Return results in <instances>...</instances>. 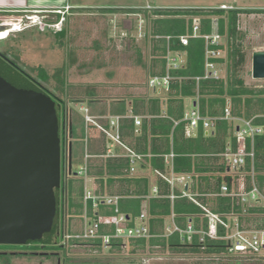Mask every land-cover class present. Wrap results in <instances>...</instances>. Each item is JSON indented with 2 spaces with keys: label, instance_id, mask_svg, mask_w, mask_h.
Returning <instances> with one entry per match:
<instances>
[{
  "label": "trees",
  "instance_id": "1",
  "mask_svg": "<svg viewBox=\"0 0 264 264\" xmlns=\"http://www.w3.org/2000/svg\"><path fill=\"white\" fill-rule=\"evenodd\" d=\"M111 10V9H108ZM128 10L123 12L128 13H144L141 8H113V11ZM150 10V9H149ZM153 11L145 15L152 16L149 23L148 35L153 43V53L159 57L156 59L160 63L159 74L165 73V58L166 49L184 54V61L176 68L169 69V74L173 77L170 81L169 89L164 95L165 102V117L158 116L161 114V96H155L148 99V113H152L153 118L146 120L140 127L141 135L139 138L144 144H148V134L151 138L158 137L168 141L169 134L173 127V120H178V123L173 127V149L177 155L173 160V170L175 172H196L208 170V168H198V157L194 155L217 154L223 152L228 143L232 150L239 149L243 145L245 150H249L253 145V181L264 192V133L254 137L253 143L249 138L238 140L231 133V123L226 119H216L213 123V128L206 133L202 124L199 123L196 135L191 138L183 136L185 122L181 120L184 111V98H197V106L199 112L203 116L220 117L224 113V108L229 107L231 115L244 119H252L255 125H264V85L260 88L249 86L245 83L241 71L245 65L246 54L243 49V35L238 28V18L241 13L264 12V9H248V8H220V7H177V8H153ZM198 18V34H208L212 30V19L215 18L217 23V31L221 38H224L225 43L212 45L211 47L225 51V55L210 58L214 62H218L224 68V76L218 79L207 78L195 81L194 77L201 76L205 70V41L203 37H189L187 43L183 45L179 41L181 35H191L194 24V18ZM11 22H21L22 15H18ZM10 20L0 22L6 23ZM64 29L56 31L55 34L64 33ZM169 37L166 39V37ZM137 59L141 58L140 49H136ZM6 57L5 54H2ZM17 70L25 74L28 78L34 81L42 89H44L58 104L60 109V189L57 195V208L54 216V227L51 233L48 244L37 246L30 245L29 252H14L16 255L33 254L36 251L50 249V252L43 253L45 256H57L58 250L66 248L61 244V237L64 231H68L62 224L64 214H85L90 219H97L100 223V233L111 232L109 221L116 215L115 206L118 212L124 213L127 217V223H136L139 220L141 212L145 209L146 220L150 236L139 238L111 239L109 250L119 251L128 241L132 247L131 252L145 249H161L172 253L196 254L203 256L194 264H264L260 258L253 257H237L232 256L227 250V240L219 238L204 237L200 240L199 234L192 235V239L187 241L184 235L177 231L167 233L165 231V218L172 216L174 222L183 228L185 224L191 220L195 229H206V218L201 217V207L188 196L181 195L180 191L174 190L177 197L173 200L166 195L169 194V184L165 179L158 178L156 185L159 188L160 196L149 197L145 199L142 195L147 194L146 178L124 177L126 170L129 168L128 158L107 157L102 165L94 171L90 168L87 173L95 174V181L100 183L101 189L104 185L111 186L114 182H126L143 184V190L129 192L116 191L109 194H117L118 199L116 205L107 204L102 200L98 201L97 207L92 206L91 200L84 202V180L78 177L79 174L73 169L77 147H80L78 138L84 136V120L74 114V110L66 102L53 97L47 88L41 82L25 73L17 64L14 65ZM40 78L45 81L48 76L42 70L39 73ZM78 100H69L71 103H76ZM73 112V113H72ZM114 113L123 114L125 112L124 102L118 103ZM181 120V121H180ZM108 128V125H105ZM129 133L134 132L132 124L125 126ZM80 128V135L77 129ZM122 125L120 126V130ZM149 129V130H148ZM149 131V133H148ZM124 133V132H123ZM122 134V130H121ZM138 134V133H137ZM136 134V135H137ZM68 141H71V164L72 170L68 171ZM169 147L162 150L154 148L142 149L141 152L152 153L150 158L151 164L162 170L164 168L161 153L167 152ZM187 153L188 155H184ZM225 164H220L216 170L224 171ZM243 170H251L250 158H246ZM106 176V177H105ZM247 188L251 186V176H246ZM204 182V186L201 185ZM225 182L228 187L232 183L230 175L213 176L206 175L195 178L191 186V190L198 189V192H213L215 197L206 198L196 195L197 201L201 204L209 206L210 210L215 213L224 214L223 219L230 222V217L226 214L233 212L236 219L242 223L253 222L258 224L264 221L262 214L264 207L258 205H244L237 201L236 198H231L220 194V185ZM201 187H204L202 189ZM93 194L103 195V190H94ZM146 202V204H144ZM199 202V201H198ZM264 225V222H263ZM226 233L224 227H218V234L222 236ZM53 238H55L53 240ZM30 243V242H28ZM70 245L85 244L98 249H101L100 239L87 240L79 243V240L70 239ZM42 249V250H43ZM56 251V252H54ZM6 255V252H0V257Z\"/></svg>",
  "mask_w": 264,
  "mask_h": 264
},
{
  "label": "rangeland",
  "instance_id": "2",
  "mask_svg": "<svg viewBox=\"0 0 264 264\" xmlns=\"http://www.w3.org/2000/svg\"><path fill=\"white\" fill-rule=\"evenodd\" d=\"M83 1L89 5L104 7L141 8L144 13L152 12L153 8H206L221 5L264 9V0ZM108 9L85 10L84 12L88 14H81L79 10L67 12L62 17V21L65 20L62 22L65 32L60 34H55L56 32L48 27L40 29L36 25L10 31L4 39L0 40V55L5 54L8 63L12 66L17 64L25 73L41 82L53 97L66 102L74 111H78L79 104L74 105L69 100H77L78 96L87 94L89 91L95 92V95L104 99L118 98L124 94L126 89L119 88L118 84L122 83V76L126 70L130 73L126 80L130 81V85L134 87L131 90L132 94L139 95L143 89L144 74L136 64V49H140V59L143 62L151 58L148 31L152 16L142 12L122 14L123 11L128 10H120L113 15V9ZM75 11H79L80 14L75 15ZM238 28L243 35L242 43L246 54L241 75L246 84L260 88L264 85V79L252 78L251 55L255 49L264 48V12L239 14ZM220 42L225 43L223 37ZM223 55H225L224 50L221 52V56ZM40 70L47 74V80L43 81L40 78ZM221 74H224L223 66H221ZM144 90L147 93L150 92L146 86ZM76 164L74 161L75 171L79 169ZM83 219L82 214L63 215L62 224L68 231H64L62 237L59 233L58 239L61 238V244L66 248L58 250L57 256H45L43 253H49L50 249L43 248L33 254H14V252L31 251L30 245L48 244V239L51 241L50 237L47 233H43L38 240L27 244H0V252H6V255L0 257V264H194L203 257L196 254L172 253L158 248L131 252L132 247L128 241L119 251H111L108 247H101L98 251L97 248L85 244L70 245L69 241L64 242L65 233H76L82 230ZM230 255L241 258L253 255L264 262V250L259 254L233 252Z\"/></svg>",
  "mask_w": 264,
  "mask_h": 264
},
{
  "label": "crops",
  "instance_id": "3",
  "mask_svg": "<svg viewBox=\"0 0 264 264\" xmlns=\"http://www.w3.org/2000/svg\"><path fill=\"white\" fill-rule=\"evenodd\" d=\"M66 6H68V8H66ZM99 8L105 10L108 8L113 9L115 7L96 6L95 4L89 5L86 4L83 0H0V18L2 19V21H6L15 18L18 15L19 16L22 15L24 17L25 14L29 11L39 10L38 13L41 17H43L46 21L53 22V21H57L58 19H61L63 16L67 14V12L71 10H79L81 14L84 13L88 14V12H84V11L95 10ZM79 11H75V15L80 14ZM117 13L118 12L114 11L113 15H116ZM126 13L128 12H123L122 14H126ZM128 14H139V13H128ZM10 22L11 20L6 23L10 24ZM6 23L0 22V25ZM61 28H63L62 23H61ZM168 38L169 37L167 36L166 39ZM152 45L153 43L149 39V47H150L149 49L151 51L153 50ZM175 54L179 57L178 64L181 65L183 63L185 58L183 53H177L175 51H171L170 49H166V53L164 55L165 73H169V69H171V67H168V62H169L168 57L169 56L175 57ZM151 55H152L151 56L152 59L150 58L149 60L144 62L141 59L139 60L136 59V64L139 65V68L143 70V74H144L143 89H142V93H140L139 95L132 94L131 90H133L134 87L133 85H130L129 83L130 81L126 80L130 76V73H128V71L126 70L124 71V75L122 76L123 78V80L121 81L122 83L118 84L119 88L126 89V92L122 94L120 97L112 98V99H104L95 95V92L89 91L87 94L78 96L77 97L78 101L74 103V105L79 104L78 111H74V114L77 117H81L84 120V136L82 138L77 139L80 142L79 143L80 147L76 148L77 154L75 156V162L77 163L76 165L86 166V174L81 175L84 180V191L89 190L93 193L95 189L98 191L103 190V195H95V194L94 195L99 197H104V196H118L117 194H109L108 191L116 193V191L135 192L138 190L139 191L143 190V184L141 183L135 184V183H126L119 181L114 182V184H112L111 186L104 185L103 189H101L100 183H97L95 181L94 178L95 174L90 175L87 173L89 168L93 171L96 168L98 169V167L102 165L104 159H106L107 157H118V158H128L129 160V168L126 170V174H125L126 176L124 177H137V178L148 179L147 194L142 195L145 199H148L149 197L160 196L159 194L160 190L156 185V181L159 177L165 179L168 182L170 192L166 196L171 200H173L174 197H177L176 193L174 194V190L180 191L181 195H183L184 193L186 195H189L188 197L195 202L197 201L196 195L206 198L215 197L216 193L198 192L199 191L198 189L191 190V186L194 182V177L197 178L206 175H213V176L230 175L232 177L233 174H231L232 172L229 170L228 165L223 156L224 150L229 145L228 143L226 144L223 152L217 154L190 155L191 157L192 156L198 157L199 161L196 165L198 168H208V170L199 171V172H196L195 170H192L190 172H175L173 170V160L179 154H176L175 150L173 149L172 131H173V127L178 123V120H173L174 123L171 132L169 134L168 141H165L164 139L155 136L154 138H151V135L148 134V144L145 145L146 143L144 144L143 140L139 138V135L142 134L140 127L142 126L143 122L145 123L146 120L155 117L152 115V113H148L147 111L149 106V102H148L149 98L155 97L157 95L161 96L162 111L161 114H159L158 116L161 117L166 116L165 108H164V102H165L164 95L169 89L170 81L173 79V77L169 74L171 76V80L169 81L168 87L152 88L148 85V79L150 77L155 75L160 76L165 74V73L164 74L158 73V71L160 70V63L156 59L159 56L157 54H154L153 51L151 52ZM218 69L220 71V78H221L224 76V74H221L220 63L218 64ZM145 86L148 89H150V92L148 93L145 92L144 90ZM113 89L115 90L117 88H113ZM197 98H198L197 94L194 98L193 97L184 98L183 112L192 108L194 105H197ZM121 101L124 102L125 112L123 114L114 113L113 111H116L118 103H120ZM135 117H137L140 120V123L138 125L135 124V120H134ZM111 121H115L116 124H111ZM128 123L133 125L134 127L133 133L127 132L128 129L125 126ZM230 123L232 128L231 133L234 135L235 123H233V121H231ZM105 125H108V128H106ZM121 125H122V129H121L122 134L120 130ZM212 128L213 125L212 127L205 129L206 133L210 131ZM77 131L78 134L80 135V128H78ZM116 133L119 136L118 141H115L112 137ZM195 135H196V131L194 134L190 136H186L183 130V136L185 138H191L194 137ZM146 146L148 148H154L157 150H162L167 146L169 147V150L167 152L161 153L160 155L164 163V168L162 170L154 167L151 164L150 158L153 156L152 153L141 152L142 149L146 148ZM184 155H188V154L184 153ZM252 161L253 160L250 159L251 169L253 168ZM220 164L226 165L224 171L216 170V168H218ZM237 182H238L237 176L234 175L232 177V183H231L233 187L237 186ZM201 185L204 186V182H201ZM201 188L204 189V187ZM153 189H156V192H154ZM198 201L199 203L201 202L200 200ZM144 204H146V202H144ZM204 206L210 210L209 206L205 204ZM143 211H145V209ZM164 223H165V231L168 226L172 227L173 225H177L176 222H174L172 216L165 218ZM82 228H83V223H82Z\"/></svg>",
  "mask_w": 264,
  "mask_h": 264
},
{
  "label": "water",
  "instance_id": "4",
  "mask_svg": "<svg viewBox=\"0 0 264 264\" xmlns=\"http://www.w3.org/2000/svg\"><path fill=\"white\" fill-rule=\"evenodd\" d=\"M10 27L1 24L0 30ZM0 57V244H27L43 233L51 236L54 227L60 109L44 89ZM251 75L264 79V48L252 52Z\"/></svg>",
  "mask_w": 264,
  "mask_h": 264
},
{
  "label": "built area",
  "instance_id": "5",
  "mask_svg": "<svg viewBox=\"0 0 264 264\" xmlns=\"http://www.w3.org/2000/svg\"><path fill=\"white\" fill-rule=\"evenodd\" d=\"M68 8V6H66ZM220 8H231V6L221 5ZM39 10H32L25 14L24 20L21 22H10L11 27L8 29L0 30V33L6 34L0 40L4 39L10 31L20 30L29 26L36 25L38 28L43 29L48 27L53 29L55 32L61 29L62 18L57 21L49 22L46 21L43 17L39 15ZM212 30L208 34L199 35L198 34V18H194V24L192 28L191 35H181L179 36V41L185 45L189 37H203L205 41V70L204 74L201 76L194 77L195 81L200 79L207 78H220V71L218 69V62L210 60L213 57L221 56V50L211 47L212 45H218L220 43L221 36L217 31V23L215 18L212 19ZM10 30V31H9ZM178 56L175 54V57H168V67H177L179 64ZM180 60V59H179ZM171 76L169 73L164 75H155L148 79V85L152 88H162L168 87ZM82 108V107H81ZM89 119V118H87ZM216 119H226L228 121H233L234 124V135L238 140H243L249 138L251 144L255 136L264 133V125H255L252 123V119H244L241 117L232 116L229 107L224 108V113L220 117H208L200 114L198 106L194 105L192 108L184 112L182 120L185 122L184 125V134L190 136L195 133L199 123L202 124L204 129L212 127ZM135 124L138 125L140 120L135 117ZM111 124H116L115 121H111ZM115 141H118L119 136L116 133L112 136ZM224 159L228 165L229 170L232 172V177L237 176V186L233 187L231 184L230 187L224 182L220 185V194L229 196L231 198H236L238 202L243 203L244 205H258L264 207V192L260 191L257 185L253 181V170L245 171L243 170L246 158L253 160L254 151L253 145L249 150H245L243 145L239 146V149L232 150L228 145L223 152ZM77 174L85 175L86 166L81 165L77 170ZM251 176V186L247 188L246 176ZM182 178V177H181ZM156 192V189H153ZM185 196V193L183 194ZM172 197V196H171ZM91 200L93 207H97L98 201L102 200L107 204L116 205L118 196H104L99 197L95 196L91 191L85 190L83 195L84 202ZM196 203L202 209V217L206 218V229H195L191 220H189L183 228H180L178 225H173L172 227H167L166 231L171 233L172 231H177L181 235L185 236L187 241L192 239V235L199 234L200 240H203L204 237L209 238H219L222 237L227 240V250L228 253H242V254H259L264 250V225L263 222H259L257 225L252 224L248 225L244 222L240 223L233 212L226 214L230 217V222H227L223 219L224 214H219L212 212L204 205L196 201ZM116 215L113 219L109 221L111 225V232L100 233V223L97 219H89L84 214L83 219V228L80 232L76 233H65L64 242H68L70 239H76L79 241H87L100 239V245L102 247H109L111 239H128V238H139V237H148L150 236L148 225L145 222L146 214L145 211H142L139 220L136 223H127V217L124 213L118 212L115 206ZM264 219V213L262 214ZM224 227L226 233L222 236L218 234V227Z\"/></svg>",
  "mask_w": 264,
  "mask_h": 264
},
{
  "label": "bare ground",
  "instance_id": "6",
  "mask_svg": "<svg viewBox=\"0 0 264 264\" xmlns=\"http://www.w3.org/2000/svg\"><path fill=\"white\" fill-rule=\"evenodd\" d=\"M10 31V30H9ZM14 31V30H13ZM3 35H6V34H2V33H0V36L2 37Z\"/></svg>",
  "mask_w": 264,
  "mask_h": 264
},
{
  "label": "flooded vegetation",
  "instance_id": "7",
  "mask_svg": "<svg viewBox=\"0 0 264 264\" xmlns=\"http://www.w3.org/2000/svg\"><path fill=\"white\" fill-rule=\"evenodd\" d=\"M69 142H70V141H68V144H69ZM58 261H59V259H58Z\"/></svg>",
  "mask_w": 264,
  "mask_h": 264
}]
</instances>
